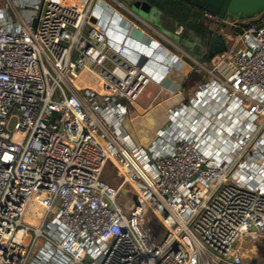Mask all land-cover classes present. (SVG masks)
<instances>
[{
  "label": "built area",
  "instance_id": "obj_1",
  "mask_svg": "<svg viewBox=\"0 0 264 264\" xmlns=\"http://www.w3.org/2000/svg\"><path fill=\"white\" fill-rule=\"evenodd\" d=\"M94 3L0 0V264H250L240 240L264 235V19L206 11L239 39L196 63L206 80L141 142L127 120L152 77L91 24Z\"/></svg>",
  "mask_w": 264,
  "mask_h": 264
},
{
  "label": "crops",
  "instance_id": "obj_2",
  "mask_svg": "<svg viewBox=\"0 0 264 264\" xmlns=\"http://www.w3.org/2000/svg\"><path fill=\"white\" fill-rule=\"evenodd\" d=\"M123 2L125 3L121 5V0H95L89 20L91 24L105 28L114 43L121 45L125 54L143 66L152 77L140 96L138 105L133 106L154 118V123L148 127V137L152 138L156 130L165 123L167 109L186 101V96H190L199 83L206 80L207 74L203 71L196 72L188 60L195 65L199 61H205H202L203 56L195 55L183 46L181 34L172 39L164 37L168 32L162 21V12L153 4L150 3L152 8L143 18L137 13H127L125 7L131 1ZM161 38L167 40L176 51L171 46L164 45ZM204 64L209 65L207 62ZM162 108L164 111L161 113L159 110ZM152 118L149 120L153 121ZM133 126L135 132L140 133L139 126ZM130 132L135 136L133 130L130 129ZM148 137L144 140L150 139Z\"/></svg>",
  "mask_w": 264,
  "mask_h": 264
},
{
  "label": "rangeland",
  "instance_id": "obj_3",
  "mask_svg": "<svg viewBox=\"0 0 264 264\" xmlns=\"http://www.w3.org/2000/svg\"><path fill=\"white\" fill-rule=\"evenodd\" d=\"M80 2L81 5H83V3H87L88 0H78ZM124 0H121V5L125 2H123ZM145 2H149V0H144ZM130 4H127V6L125 7L126 12L128 13H137L139 14L141 17L145 18V15L141 12H138L134 5L136 3H138V1L136 2H129ZM150 3V2H149ZM264 19V12L262 14H258L255 15L254 17L250 18L251 20H258V19ZM164 26L167 29V34L164 35V37L170 38L172 39L173 37H175L176 34V30L177 28L180 26V24L174 23L172 21H169L166 18L162 19ZM202 21L204 22L205 25L210 26L211 30H212V34L213 31L216 30L217 28L220 27V21L215 17H210L207 16L206 14L203 15ZM219 28L220 32H222L228 39V43L229 45H235L237 40L239 39V35L241 33L242 30L238 29L237 27H233L231 25L228 26H223ZM159 32V31H158ZM158 37V36H157ZM162 39V38H161ZM162 43L164 45H166L167 47H170L171 44L167 41V40H163L162 39ZM174 43V42H173ZM175 44V43H174ZM171 49L175 50V47L171 46ZM176 51V50H175ZM211 50L210 47H206V49L204 50L203 53V57L204 60L207 62L209 65L212 64V60L211 58H207L208 55H210ZM188 63L191 64L192 66H196L194 64V62H192L191 60H188ZM194 69V68H193ZM169 72V71H167ZM84 83H87L88 80H90V77L85 75L84 76ZM93 80V79H92ZM94 81V80H93ZM93 83V82H91ZM184 85L186 86V82L184 83ZM149 89V87H148ZM189 95L186 96V98H188ZM165 104V102L163 103V105ZM165 106V105H164ZM152 118L150 116L149 113H147L146 111L142 112L140 110H137L136 108L133 107V109L131 110L129 116H128V120H127V128L130 131L133 130V133L135 134L136 138L138 141H145L144 138L149 136L150 131L148 130V127L154 123V118L153 121H150L149 119ZM16 119L13 118L11 120V126H13L15 124ZM138 125L139 129H140V133H136L134 130V126L133 125ZM130 127V129H129ZM140 134V135H139ZM107 179L113 183V184H117L118 183V177H117V173L114 169H112L111 166L108 167L107 170ZM127 199L122 198L121 202L125 203ZM156 221V219H154ZM152 222V226L156 229L159 230L160 225L157 222ZM242 246L247 250L246 251V258L249 259L250 264H264V235L259 236V238L257 239H253L252 237H246L242 243ZM246 260V259H245Z\"/></svg>",
  "mask_w": 264,
  "mask_h": 264
},
{
  "label": "trees",
  "instance_id": "obj_4",
  "mask_svg": "<svg viewBox=\"0 0 264 264\" xmlns=\"http://www.w3.org/2000/svg\"><path fill=\"white\" fill-rule=\"evenodd\" d=\"M160 12L162 19L180 24L184 27L181 43L189 52L203 56L210 45L212 30L202 21L205 10L188 0H149Z\"/></svg>",
  "mask_w": 264,
  "mask_h": 264
},
{
  "label": "water",
  "instance_id": "obj_5",
  "mask_svg": "<svg viewBox=\"0 0 264 264\" xmlns=\"http://www.w3.org/2000/svg\"><path fill=\"white\" fill-rule=\"evenodd\" d=\"M198 7L203 8L205 11L212 13L220 18L226 19H250L255 15L262 14L264 12V0H188ZM136 10L143 13L145 16L149 14L152 6L149 2L138 1L134 5ZM39 21V17L34 19L33 25L36 27ZM220 28V27H219ZM219 28L213 31L210 50L211 53L207 58L211 60L217 55L226 52L229 49V43L227 37L220 32ZM164 108L160 109L159 112H163ZM122 193H125L123 190ZM245 259L249 262V259Z\"/></svg>",
  "mask_w": 264,
  "mask_h": 264
},
{
  "label": "bare ground",
  "instance_id": "obj_6",
  "mask_svg": "<svg viewBox=\"0 0 264 264\" xmlns=\"http://www.w3.org/2000/svg\"><path fill=\"white\" fill-rule=\"evenodd\" d=\"M70 1H74V0H70ZM84 75H86V74H84ZM90 80H92V78H90ZM243 241H244V239H241L240 240V244H241V246H242V243H243ZM243 251H244V256H246V249L243 247Z\"/></svg>",
  "mask_w": 264,
  "mask_h": 264
}]
</instances>
